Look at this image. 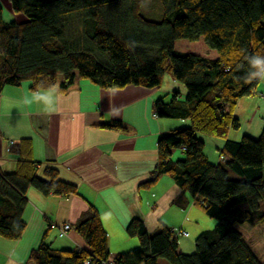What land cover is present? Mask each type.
<instances>
[{
  "label": "trees",
  "instance_id": "obj_1",
  "mask_svg": "<svg viewBox=\"0 0 264 264\" xmlns=\"http://www.w3.org/2000/svg\"><path fill=\"white\" fill-rule=\"evenodd\" d=\"M9 1L27 20L4 22L0 3V93L26 82L34 92L66 93L77 79L103 90H155L166 74L185 86L184 100L174 92L169 102L153 104L157 118L189 125L157 140V164L140 187L168 176L216 221L196 239L195 253L186 255L175 230L161 225L149 235L144 222L133 219L126 234L140 246L111 256L100 214L89 205L75 229L85 250L58 251L42 242L25 264H264L237 228L264 232V130L257 139H228L240 128L239 100L256 94L261 81L246 82L245 57L264 55V0H160L158 20L142 16L144 0ZM103 128L128 131L116 120ZM199 136L225 141L221 162L209 161ZM177 150L182 160H173ZM11 152L18 159L15 172H0V237L16 241L26 229L28 190L57 197L78 191L60 179L54 163L34 160L31 140L21 139Z\"/></svg>",
  "mask_w": 264,
  "mask_h": 264
},
{
  "label": "crops",
  "instance_id": "obj_2",
  "mask_svg": "<svg viewBox=\"0 0 264 264\" xmlns=\"http://www.w3.org/2000/svg\"><path fill=\"white\" fill-rule=\"evenodd\" d=\"M0 3L4 22L21 23V17ZM156 90L134 86L103 90L82 79L66 93L58 88L34 92L27 82L2 90L0 172H15L18 159L11 148L21 139H29L34 160L54 163L60 179L75 185L78 196H44L35 189L28 190L23 215L26 229L16 241L0 237V264H25L29 253L42 242L58 251L85 250L86 244L75 229L89 205L100 214L111 256L140 246L136 238L126 234L133 219H141L149 235L157 233L161 225L172 230L189 229L193 215L205 220L204 212L199 209L201 213H195L192 198L170 177L162 176L151 188L140 187L150 180L157 164V140L173 127L189 125L186 120L171 125L157 120L152 107L162 97ZM180 100L184 99L180 96ZM114 120L121 121L128 131L103 128ZM224 143L215 141L216 150ZM172 158L182 160L183 152L174 151ZM211 161L218 164L221 159L212 155ZM205 222L207 230L195 222L193 230L198 235L212 230L214 224ZM66 224L71 225V231L60 238L59 229ZM177 242L181 253L194 249L179 238ZM158 264L163 263L159 260Z\"/></svg>",
  "mask_w": 264,
  "mask_h": 264
},
{
  "label": "rangeland",
  "instance_id": "obj_3",
  "mask_svg": "<svg viewBox=\"0 0 264 264\" xmlns=\"http://www.w3.org/2000/svg\"><path fill=\"white\" fill-rule=\"evenodd\" d=\"M3 2L4 6H7L11 9V4L9 0H0ZM6 9V7H5ZM7 11V10H6ZM5 11V12H6ZM13 13V12H12ZM7 14V13H6ZM142 16L147 20H158L162 15V8L160 4V0H144L142 11ZM18 17H21L20 22H25L27 19L24 14H16ZM20 19V18H19ZM158 92L159 97H162V99L165 102H169L172 98V94L174 92H177L181 94L180 96L185 99L186 98V88L185 86L174 80L171 75L166 74L162 83V87L159 90H156ZM235 116L240 122V128L239 130H232L229 133L230 140L240 141L243 136H248L254 139H257L260 137L262 131L264 130V80L260 81V84L257 87L256 94L251 97H245L239 100L236 109H235ZM159 121H165L166 123H178V121L181 120H174V119H162L158 118ZM179 129V127H173V129ZM199 138L204 142V153L208 157L209 161H211V156L215 155L217 158H219V152L216 150V147L214 146L215 141H222L221 139L217 138H210L205 136H199ZM181 152V150H177ZM177 160V159H174ZM233 177V174H232ZM234 177H236L234 175ZM194 211L196 213H201L198 207L194 208ZM202 217L205 220H202V218H198L196 216H191L189 219L190 224L188 226H191L189 229L186 227H178V229H183L188 234V238L179 236L180 240H183L184 243H189L193 245V248L191 251H189L186 255L194 254L196 251L195 248V241L199 237L198 233H196L193 230V226H197L195 222H198V225L203 228V230H207L208 226H206V222L208 221L210 223H213L214 226L216 225V221L213 219H210L206 214L201 213ZM192 228V230H191ZM238 230L243 234L246 241L250 244L252 250L264 261V232L259 233L255 229H251L247 226L243 227H237ZM163 264H169L166 260H161Z\"/></svg>",
  "mask_w": 264,
  "mask_h": 264
},
{
  "label": "clouds",
  "instance_id": "obj_4",
  "mask_svg": "<svg viewBox=\"0 0 264 264\" xmlns=\"http://www.w3.org/2000/svg\"><path fill=\"white\" fill-rule=\"evenodd\" d=\"M248 65L246 73V82L260 79L264 80V55L259 53L251 54L245 57Z\"/></svg>",
  "mask_w": 264,
  "mask_h": 264
},
{
  "label": "built area",
  "instance_id": "obj_5",
  "mask_svg": "<svg viewBox=\"0 0 264 264\" xmlns=\"http://www.w3.org/2000/svg\"><path fill=\"white\" fill-rule=\"evenodd\" d=\"M71 231V225L70 224H66L64 225L61 229H59V237L60 238H64V237H67L68 233ZM175 236L177 238H179V236L181 237H187L188 234L185 233L184 231L182 230H175ZM87 264V263H86ZM104 264H107V263H104Z\"/></svg>",
  "mask_w": 264,
  "mask_h": 264
}]
</instances>
